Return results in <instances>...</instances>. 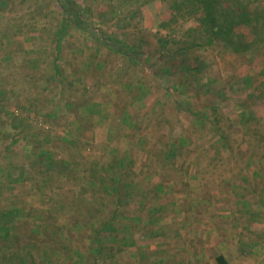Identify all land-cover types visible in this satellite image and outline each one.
I'll list each match as a JSON object with an SVG mask.
<instances>
[{
    "label": "rangeland",
    "instance_id": "1",
    "mask_svg": "<svg viewBox=\"0 0 264 264\" xmlns=\"http://www.w3.org/2000/svg\"><path fill=\"white\" fill-rule=\"evenodd\" d=\"M57 2L0 0L3 264H80L82 250L84 264H191L219 249L234 264H264V42L244 54L218 40L189 47L196 14L167 21L171 0ZM75 7L86 22H70ZM73 50L101 87L62 71ZM161 57L159 80L150 64ZM79 95L92 137L65 118ZM110 122L125 130L108 137ZM112 159L118 199L84 178ZM112 211L115 228L102 229Z\"/></svg>",
    "mask_w": 264,
    "mask_h": 264
},
{
    "label": "trees",
    "instance_id": "2",
    "mask_svg": "<svg viewBox=\"0 0 264 264\" xmlns=\"http://www.w3.org/2000/svg\"><path fill=\"white\" fill-rule=\"evenodd\" d=\"M57 3L63 9L65 6L72 4L68 0H58ZM168 6L170 11L167 21L175 22L181 17H190L196 14L194 18L198 25L189 29V31L196 30L199 33V37L197 36L190 42L188 41L189 47H204L211 45L214 40H218L223 48L234 53L244 54L253 48H259L261 43L264 42V0H171ZM75 8L74 18L70 22L72 24L86 22L87 19L82 15L80 9ZM165 22V20H162L159 25H164ZM56 34H59V30ZM101 40L111 49H114L105 34L101 35ZM169 52H175V49L169 50ZM163 62L164 59L161 57L150 64V67L153 68L151 74L159 80L165 76L164 73H158L160 64ZM174 70H179V68L173 66L172 71H167L171 73L165 74L172 75V72L173 74L175 72ZM111 161L106 165L100 164L98 161L92 162L89 174L85 175L84 178L85 181L88 179L90 190H98V192L110 194L111 198V195H113L115 199H118V193L121 192L123 185L121 179L122 171L116 168V160L112 159ZM67 165L72 166L73 163L68 162ZM101 205H97L95 208L98 209ZM118 212H113L108 219L116 218L120 215ZM108 219L105 222H101L102 229L107 228ZM100 230L97 229L94 232L95 238L100 236ZM215 261L216 264H230L222 254H217Z\"/></svg>",
    "mask_w": 264,
    "mask_h": 264
},
{
    "label": "crops",
    "instance_id": "3",
    "mask_svg": "<svg viewBox=\"0 0 264 264\" xmlns=\"http://www.w3.org/2000/svg\"><path fill=\"white\" fill-rule=\"evenodd\" d=\"M61 31V33H62V30H60ZM59 31V32H60ZM104 34H107V35H109L110 33L109 32H107V33H104ZM109 47V46H108ZM91 49V48H90ZM111 49V48H110ZM74 51V50H73ZM84 51L85 52H87L88 51V48L86 49H84ZM90 51H93L91 54L93 55V56H99V54L100 53H103L101 50H99V51H95V49H93V50H90ZM84 56V55H83ZM77 58H79L78 57V55H77V53H75V51H74V53H72L71 55H69V56H67V58H66V63H67V67H65V66H63V67H61V65H63V64H65L64 62L63 63H61V64H56V65H54V69L52 70V72L49 74L50 76V80L51 81H55L56 80V76H54V73H55V71H61V69H62V71L65 73V74H68V72H70V70H72V71H75V74L77 75V74H79V73H81V76L83 75V73H84V71L86 72V74H88V75H90V80H93V83H95L97 86H102L103 85V80L102 81H100V82H97V80H95L97 77H98V75H95V71H96V68L94 67H91V68H87V67H85L84 68V63H83V60H82V62L81 61H76V59ZM96 59H101V57H97ZM131 59V58H130ZM93 62H95V61H93ZM104 61H103V59L102 60H100V61H98L97 63H99V64H97V65H99L100 66V63H102V64H104L103 63ZM81 66V67H80ZM83 66V67H82ZM57 67V68H56ZM57 70H56V69ZM103 68H104V66L102 67V68H100V70H103ZM79 72V73H78ZM125 72H126V70H125ZM92 73H94V76H92ZM104 73V72H103ZM130 75V74H129ZM84 76V75H83ZM131 76V75H130ZM65 78H66V80L68 81V80H70L68 77H67V75H65ZM93 78V79H92ZM55 79V80H54ZM145 79L146 78H144V79H140V82H143L142 83V85H144V84H146V81H145ZM58 81H62V79H60V80H58ZM58 81H55L56 83L58 82ZM66 82V81H65ZM74 82L75 83H77L76 81H72L71 83V88L73 87V85H74ZM50 83V81L48 82V84ZM67 83V82H66ZM49 85H51V84H49ZM104 86H106V85H104ZM99 87V88H100ZM80 97L78 98V97H76V98H71V97H69L70 99L68 100L69 102L71 101L72 103H71V105L73 106L72 108H73V113L74 114H76V115H71V116H69L70 115V110L68 109V115L67 116H65V118H67L68 120H70L71 121V123H73V121L75 120L76 122H78L79 123V127H78V129H81V130H83V133L86 135V137H92V135L94 134V133H96V129L93 127V126H88V125H86L87 123H88V121L89 120H93V117H91L90 115V117H88V118H85L86 116H84V114L82 113V110H83V108H81V104H83L82 102H83V99H82V96L81 95H79ZM73 102H75V103H73ZM74 104L77 106V109H75V107H74ZM79 105V106H78ZM76 110V111H75ZM68 116H69V118H68ZM73 117V118H72ZM84 117V118H83ZM121 120V119H120ZM85 121V122H84ZM110 123H112L113 125H111ZM110 123H108L107 124V126L105 127V129H106V133L105 134H108V137H109V134H113V136L115 137V135L116 134H118V131H123V130H125V127H124V125H123V127H121L122 125L120 124V126H119V124H114L113 122H110ZM93 125V124H92ZM103 126H105L104 124H102ZM116 126H118V128L116 127ZM88 130L89 131H91V133H88ZM105 132V131H104ZM69 138H71V137H68V139H67V142H69L70 140H69ZM115 139V138H114ZM114 147H117V146H114ZM109 196H110V194H108ZM112 196V199H115L114 197H113V195H111ZM123 196L125 197L126 195H125V193H123ZM241 205H243V204H241ZM113 212H115V211H112V213ZM94 220V219H93ZM115 221V219H108V228L110 227L111 229H113V228H115V226L114 225H111V223H113ZM100 228V225H98V223L96 224V222H93L92 223V225L90 226V229L91 230H93V233L97 230V228ZM7 229H9V228H7ZM91 238V240H93V241H90L89 240V244H92L93 243V245L95 244V246H96V243H94V241H98V239H99V237H97V238H95L94 236H90ZM102 239V236H100V239L99 240H101ZM82 241H85V240H82ZM83 243V242H82ZM84 244V243H83ZM102 244V243H101ZM100 244V245H101ZM83 246V245H82ZM81 246V247H82ZM113 246V245H112ZM191 246H192V244H191ZM252 246L253 247H257V246H259L260 247V245H259V241H253L252 242ZM219 251H220V249H219ZM217 252L216 254H214V256H213V258H212V260H207V261H203V262H201L200 261V259H198V253L195 255V256H192V258L190 259V257L188 258L189 259V263H191V264H216V261H215V256L217 255V254H222L225 258H226V260L230 263V264H234L233 263V261L231 260V258H228L227 257V255L223 252V251H221V252ZM258 254H260L259 252H258ZM86 256H87V253L84 251V250H82L81 251V254L79 255V257H77V258H75L74 260H79V262H80V264H84V262L85 263H87L88 261H90L91 262V260H88V259H86ZM10 259H12L13 261H14V263H15V261H16V259L14 260V257H12V258H10ZM25 260L26 261H28L29 260V258H27V257H25ZM33 260H34V256H33ZM140 260V259H139ZM0 264H3V261L2 260H0Z\"/></svg>",
    "mask_w": 264,
    "mask_h": 264
}]
</instances>
